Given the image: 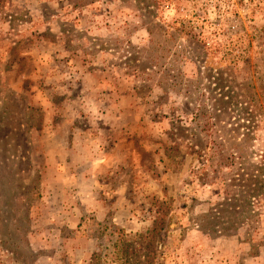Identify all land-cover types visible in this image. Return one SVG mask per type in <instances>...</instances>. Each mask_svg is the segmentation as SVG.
<instances>
[{
	"label": "rangeland",
	"instance_id": "374dc122",
	"mask_svg": "<svg viewBox=\"0 0 264 264\" xmlns=\"http://www.w3.org/2000/svg\"><path fill=\"white\" fill-rule=\"evenodd\" d=\"M263 171L264 0H0V264H264Z\"/></svg>",
	"mask_w": 264,
	"mask_h": 264
},
{
	"label": "crops",
	"instance_id": "0c3cea01",
	"mask_svg": "<svg viewBox=\"0 0 264 264\" xmlns=\"http://www.w3.org/2000/svg\"><path fill=\"white\" fill-rule=\"evenodd\" d=\"M66 148V158L70 163V166L68 167L72 168H67V171L63 174L54 173L52 176L54 178L52 180L60 184L61 194H63L64 197L67 196L68 198H72V200L62 204L61 206H57L55 209L57 210L56 215L58 218V220L55 221L59 223V225L53 226V233H56V236H59L61 229H66L69 231H75L79 229L84 219V213L93 212L94 214H91L94 216L95 220H98L96 215L100 216L101 218L104 215L102 211L97 212L95 215L96 209H98L102 204L98 205L96 200V187L94 185V183H96V177L94 170L90 168L92 165H90L88 168L85 167L86 165L93 164V162L87 164L89 161H83L86 159H84L82 154L80 155L79 151H81V147L75 148L73 146L70 148L68 145H66ZM52 160L54 163L56 162L55 159L52 158ZM91 183L93 188L90 187ZM79 203L81 205H79ZM56 244L58 247L68 248L66 250H69V252L70 249L75 248L74 255L77 256H85L89 246V244L85 241V238L67 239L58 237ZM71 244H75V246L73 247Z\"/></svg>",
	"mask_w": 264,
	"mask_h": 264
},
{
	"label": "trees",
	"instance_id": "16d2710c",
	"mask_svg": "<svg viewBox=\"0 0 264 264\" xmlns=\"http://www.w3.org/2000/svg\"><path fill=\"white\" fill-rule=\"evenodd\" d=\"M261 176H264V171L261 173ZM154 230H155L154 228H152L151 230H148V231L146 232L145 235H149V234L153 233ZM141 236H142V235H140V234H139L138 236L136 235L137 238H141ZM146 237H147V236H146ZM151 237H152V236H151ZM149 239H150V237H149Z\"/></svg>",
	"mask_w": 264,
	"mask_h": 264
}]
</instances>
